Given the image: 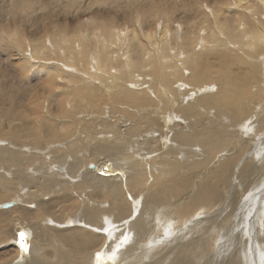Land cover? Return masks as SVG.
<instances>
[{
    "label": "bare ground",
    "instance_id": "obj_1",
    "mask_svg": "<svg viewBox=\"0 0 264 264\" xmlns=\"http://www.w3.org/2000/svg\"><path fill=\"white\" fill-rule=\"evenodd\" d=\"M36 1H45L46 2L48 0H0V20L3 19V18H6V19H19V17L23 16L24 14H28L30 7L32 8V12L33 13L38 12L37 5H39V4H36ZM87 1L94 2V0H87ZM153 1H154V4H155L156 1H158V3H159L160 1H164V0H109V1L106 0L105 2H103V0H102V2L104 4L105 3H107V4L109 3L108 5H110L113 8V10H115L117 12L116 14H119V13L120 14L121 13H123V14H130L129 15L130 16L129 18L127 17L126 19H124V21H126V22L124 23L123 26L125 27L126 24H129V26L131 27V29L129 28L126 31V34H128V35H126V36L124 35L125 39L123 38V36H122L123 39H120V37H118V34H115V32H113V30H112L113 33H109L108 35H106V39L105 40L103 38V40H104L103 42L100 41L102 39H99V36L98 37L96 36V38L95 37L89 38L91 42H92V40H95L96 39V41H98V44H96V41H94L93 44L94 45L96 44L97 46L99 45L100 47H97V48H100V49L105 50L107 52V54L104 56L103 61L106 62V63H109V64H112V60L114 61V59H115V57L113 56V54H111V53H113L112 52V49H119L122 46H123V48L124 47L127 48L126 50L129 49L131 51V54H134L133 56H135V58L133 57L132 61L127 65L128 67L126 66L128 68V71L126 70V67L125 66H123L125 68V70L123 69V71L124 72H126V71L129 72V75L131 77H134L132 80L137 79L139 75L140 76H144V73H143L142 70L146 67L145 66V63H146L145 62V59L146 58L144 57L145 54L142 57V52L141 51L145 47V46H143V42L145 41V38H144L143 35L138 34V31L137 30H139V29L142 28L141 27V28L138 29V27H140L139 24L141 25V23H144L146 21H150V20H148L150 18V16H148V14H150L149 11L151 9L153 10V8L148 9L146 7L150 6V5L147 6V3L150 4ZM165 1H167V0H165ZM186 1L188 2V0H184L183 3H186ZM189 1H191V0H189ZM201 1L203 3L204 0H201ZM207 1H209V0H207ZM215 1H217V0H215ZM229 1H230L229 2L230 5H228V8L226 10L229 9V10H232V12L234 10L238 11V10H240L239 8H241L242 5H245L246 6V9H245V12L246 13L247 12L248 13H252L253 12V7L254 6L251 5L252 0H239V1L238 0H235L237 2H234V0H229ZM262 1H263V3H262V6L261 7H263V9H264V0H262ZM76 2H77V0H65L64 1V3L67 4V7H71ZM114 2H116V3H114ZM118 2H119V5L116 8V5L115 4H118ZM177 2H176V4H177ZM181 2H182V0H181ZM259 2H260V0H259ZM96 3L98 5V2H96ZM158 3H157V5H158ZM172 3L173 2H171V4ZM220 3H221V1H220ZM80 4H82V3L80 2ZM160 4H162V2ZM167 4H169V2ZM252 4H253V2H252ZM52 5H54V4H52ZM83 5H84V3H83ZM83 5H82V7H83ZM87 5H88V3H87ZM89 5H90V3H89ZM93 5H95V3ZM99 5H100V3H99ZM63 6H64V4H63ZM151 6H153V4ZM159 6H161V5H159ZM163 6L165 7L166 5L164 4ZM39 7H40V5H39ZM55 7H54V9H55ZM217 7L219 8V6H217ZM217 7H215L214 10H216ZM61 8H62V6H61ZM77 8L80 9L81 7L80 8L77 7ZM92 8H91V10H92ZM107 8H109V7L107 6ZM193 8H195V7H193ZM224 8H226V7H224ZM66 9L67 8H65V10ZM163 9H165V8H163ZM219 9H221L223 12L225 11L222 8H219ZM257 9L255 8L254 10L256 11ZM81 10H79V12H81ZM147 10H148V14H147ZM158 10H161V8L160 9L158 8ZM183 10L188 11V12H191V9L189 7H187V6H185V5L183 6ZM221 10L216 11V13H214V15H215L214 17L217 18V24H216V26L219 25L218 28H219L220 33L223 36V38H225L226 40L231 41V42H236V41L242 39L241 40L242 41V44L244 42H246V41L247 42H246L245 45H240V46L241 47L244 46L245 48H246V46L247 47L250 46L251 47V50H253L252 49L253 46L251 44H249V42L247 40L248 38L246 39V41L244 40L245 39L244 37L247 35V30H246L247 24L243 20H241L239 22L237 18H236L237 20H235V18L234 17H231L230 15H227L226 16V15L220 13L219 11H221ZM51 11H53V10H51ZM166 11H169V10H166ZM166 11H165V13H166ZM71 12L69 11V13H71ZM242 12H244V10ZM60 13H61V11H60ZM107 13H110V12H106V14ZM151 13H152V11H151ZM153 13H152V15H153ZM163 13H164V11H163ZM261 13L263 14L264 12H261ZM51 15H53V14H51ZM157 15H158V12H157ZM186 15H188V14H186ZM78 16H79V14H78ZM153 16H155V15H153ZM242 16H243V13H242ZM245 16H247V15H245ZM71 17H70V19H71ZM123 17H124V15H123ZM174 17H176V16H174ZM195 17L196 16H194L193 18L195 19ZM251 17H253V15ZM259 17H260V15H259ZM100 18H105V17H101L100 16ZM107 18L108 17H106V19ZM139 18H140L141 21L139 20ZM151 18H153V17H151ZM182 18L183 17H181V19ZM39 19H40V17H39ZM72 19H73V17H72ZM179 19H180V17H179ZM201 19H203V18H201ZM63 20H64V18H63ZM185 20H187V18ZM206 20H208V19H206ZM33 21H34V19H33ZM82 21H83V19H82ZM153 21H154V19H153ZM88 22H91V21H88ZM214 22H216V21H213V23ZM85 23H86V21L84 22V24ZM135 23L138 26L137 27V30L135 28V25H136ZM160 23H161V20H160ZM166 23H168V21ZM174 23H176V22H174ZM174 23H171V24L173 25ZM40 24L41 23L39 22V25ZM92 24L94 25V23H92ZM105 24L107 25V23H105ZM113 24H116L117 25V23H114V22H113ZM121 24H123V23H121ZM152 24H154V23H152ZM0 25H3V24L0 23ZM59 25H54V26L57 27ZM54 26L53 27L50 26V27L54 28ZM61 26H62V24H61ZM63 26H64V24H63ZM67 26H70V25L68 24ZM79 26H80V24H79ZM86 26H88V25L85 24V27ZM107 26H109V25H107ZM113 26H115V25H113ZM123 26H122V29H123ZM165 26H168V25H165ZM194 26H196V25H194ZM209 26L210 25H208V27ZM257 26H259V28L257 27L256 30H254L253 34L251 35L252 36L251 37V40H249V41H251V43L254 46L259 47L258 48V51H259L261 49H264V22L259 23V25L257 24ZM38 27L40 28V26H38ZM164 27L162 26V28H164ZM189 27H190V25H189ZM241 27H242V29H240ZM99 28L101 29V32H102V30H103L102 27H99ZM152 28H154V26H152ZM157 28H159V27H157ZM58 29H60V26L58 27ZM58 29H56V30H58ZM63 29H66V27L65 28H62V30ZM73 29H74V27H73ZM73 29H72V31L74 32ZM100 29H98V33H99V30ZM120 29H118V30H120ZM39 30H41V29H39ZM80 30H82V29H80ZM141 30H143V29H141ZM177 31H179V30H177V28H176V31L174 33H176ZM33 32H35V31H33ZM63 32H65V31H63ZM75 32H76V30H75ZM92 32H94V31H92ZM124 32H125V29H124ZM172 32H173V30H172ZM204 32H205V30H204V22H203V26L201 27V34L200 35H202ZM207 32H209V31H207ZM207 32H205V33H207ZM65 33H68V31L65 32ZM89 33H90V31H89ZM96 33L97 32H95L94 35H96ZM119 33H120V31H119ZM164 33L170 34L171 32L169 33V30H166V28H165V30H161V33L160 34H162V37H163ZM181 33H183L182 36L180 35L181 39H178V43H180V45H178V48L176 46V48L179 50V52H181L183 54V58H182V60H179V61H176V59H174V60L176 61V63L177 62L183 63L188 68L189 67L191 68L194 65H195V67H197L195 69V73H194L195 76H192L191 77L192 72L190 73V79H192V83L193 84H201L204 81H207L209 79L211 80V71L214 70V68H216L218 66V63L215 62L213 64V63H211L209 61V64H208L207 62H203L202 61V58H203L202 57V54H203V51L204 52H205V50L206 51L207 50L209 51L210 49L212 51L213 50L214 51H219V48H222V45L224 44L223 41L220 38H218V37H216L214 35H211V33L209 32L208 35L206 36V40H205L206 43H204L205 44V46H204L205 48L202 46L203 49L202 50H199V48L197 47V41L200 38L196 41V39H195L196 35H195V37H193V33L194 32L191 29L188 30L185 33L184 32H181ZM196 33H197V31L195 32V34ZM205 33L203 34L204 36H205ZM220 33H218V34H220ZM40 34H41V32H40ZM76 34H77V32H76ZM81 34H82V38H85V37H83L85 34H83V32ZM81 34H79V35H81ZM27 35H29V34H27ZM27 35H25V36H27ZM37 35H39V33ZM69 35L71 36V34H69ZM21 36H22V33H21ZM75 36L73 35V37H75ZM77 36H76V38H77ZM128 36H129V38H127ZM147 36L148 37H151L152 36L153 38H155V41H154L155 42V45H157L158 43L159 44H162V43H160L162 38H161V36H158L157 33L156 34H152V32H150L149 30H147ZM175 36H176V34H175ZM32 37H33V35H32ZM32 37H31V39H32ZM64 37H66V34L64 35ZM64 37H62L61 39H58L57 43L55 42L52 45H48L47 42L46 43H42V44H38V43H35V45L33 44L34 47H32V48L34 49L33 50L34 52L31 49V52L34 53L33 56H36L37 57V54L40 53L39 56L45 55L44 58L46 60L47 59L48 60L49 59L51 60V57H54V56L56 57V55L58 57V55L59 56L61 55V57H63L64 59H68L71 62L70 65H71L72 68H78L76 66V64H77L76 63V61H77L76 58L77 57L74 58L72 55L68 57L65 54V52H63V54H60V52H62L63 49L64 50H67L68 47H69V44H71V42L67 41V39L65 40ZM200 37H202V36H200ZM4 38H5V36H4ZM23 38L24 37H22V39ZM93 38H95V39H93ZM171 38L174 39V37H171ZM12 39H14V41H16L13 36H12ZM68 39H69V36H68ZM89 39L87 40V38H86L85 41L87 40V42H88ZM204 39L205 38H203V39L201 38L200 40H203L204 41ZM9 40L11 41L10 38H9ZM168 40H170V39L168 38ZM241 41H239L238 43L241 44L240 43ZM33 42H36V39ZM7 43H8V41H7ZM169 43H170V41H169ZM169 43H166V44L168 45ZM171 43L173 44V42H171ZM10 44H12V43H10ZM87 44L88 43H84V45H87ZM89 44L86 46V48H90L89 46H91V45H89ZM7 45H6V47H7ZM201 45H200V47H201ZM25 46H28V45H25ZM51 46H53V47H51ZM160 46H162V45H160ZM72 47L73 48L75 47L76 50L79 49L80 50V53H82V50L83 49L84 50L86 49V48H84L85 46L84 47L82 46V39L81 40L79 39V40L73 42L70 45V48H72ZM166 47L170 48L169 45L166 46ZM27 48H30V47H27ZM97 48H93V50L97 54L93 58L94 61H92V65H90V63H89L87 65H84V67L81 66V67H83L82 68V71L76 70L75 72L77 74L79 73L80 76H81V74L84 77L86 75L87 78L93 79L95 81H97V80L100 81L104 77L105 80L104 79L103 80L104 81H107L108 83H109V81L106 80V78L108 76H110L109 74H111V76L113 77V82H114V85H115L114 86L115 89L113 88L114 89L113 92L107 90L110 94L108 95V93H107L106 95H108L109 97H112V98L114 97L116 102H117V100H118V102H120V101L122 102V101L126 100V98H127L126 94H129V93L131 94V92L132 93H136V91L133 92L132 90H130L131 88L130 89H127L126 87L125 88L127 90H129V91H126L125 90L124 92H120L121 90L120 91L117 90V88L120 89L119 87H122V86L124 88V84H125V82H123V83L120 82L121 84L119 86L115 84L116 82L119 83V80L120 81L122 80V78L121 79H118V77L120 76V71L118 73L119 74L118 76H117V74L113 76L111 72L105 73V76L106 77L103 75L102 69H105V68L104 67L102 68L101 62L99 61V57L98 56H100L101 50L98 51ZM157 49H159V47ZM174 49L175 48L173 47V50ZM76 50L74 49V51H76ZM238 50H239V48H238ZM248 50L249 49H247L246 51H248ZM19 51H18V53H19ZM26 51L27 50H24V52H26ZM41 51H44V53H41ZM71 52H73V51H71ZM71 52H70V54H72ZM89 52H90V50H89ZM224 52L227 55L229 54V53H226L227 52L226 50ZM244 52H243V55H244ZM255 52H256V50H255ZM143 53H145V52H143ZM150 53H152V52H150ZM220 53H221V51H220ZM87 54H88V52H87ZM118 54H119V52H118ZM160 54L162 55L161 56L162 57L161 59H165V60H163V63L166 62L162 66L164 69L162 67H159V68L154 67V66L152 68L149 67V68H151V70L149 69L150 70V73H152V74L153 73L154 74H159V72H162L163 73V72L166 71V72H168L167 74L170 75V76L172 74H174L175 76L176 75L177 76H180L179 75L180 73H179V70H178L180 67L178 68L177 66H173V67L168 68L169 62H171V64H174V65H176V63L174 62L173 58H171V60L168 59L169 58V55L168 56H164L165 54H167V50H166L165 54H163V51L162 52L160 51ZM160 54L158 52V55H160ZM254 54H257V53H254ZM68 55H69V53H68ZM82 55H84V54L82 53ZM227 55L226 56L225 55H222V54L219 55V58H220L221 62H223V63H226L227 62V60H228L227 59ZM246 55H247V53H246ZM257 55H259V54H257ZM17 56H18V54H17ZM33 56H31V57H33ZM125 56H126V59H128V61H129V57H127L126 54H125ZM153 56H155V55H153ZM206 56H208V55H206ZM78 57H80V55H78ZM109 57L112 59L111 61H109ZM149 57H150V55H149ZM22 58L24 59V57H22ZM117 58L118 57L116 56V59ZM130 58H131V56H130ZM212 58H215V57H212ZM212 58L209 57V60H211ZM55 59H57V58H55ZM55 59H53V60H55ZM80 59H82V58L80 57ZM50 60L48 62H50ZM151 60H152V58H151ZM151 60H149V61H151ZM251 60H253V59L250 58L249 61H251ZM23 61L26 62L27 64L29 62V61L27 62L25 60H23ZM36 61H37V59H36ZM147 61H148V59H147ZM15 62H17V61H15ZM255 62L256 61L251 62V63H254V64H252L251 65L252 67H249V69L247 71H245L247 74H249V76L245 75V72L244 71H241V72L239 71V72H236L235 73V72L230 71L227 68H223L222 73H218L217 74V79H218V82H219V90H218V92L215 93V95H212V96H209L208 95V96L203 97L204 100L202 99L203 100L202 101V104L203 105H206L208 107L214 108V111L217 110V111H220L221 112L222 110L226 109V113H232V111H233L234 116H236V115L237 116H240V117L248 116L251 113V112L249 113V111H251V110H247L248 107H245L244 105L241 104V99L242 98L244 99V98H247L248 97V98H250L248 100H250V101L253 100V101H255L256 104L259 102L260 99H262V100L264 99V82H263L264 80L261 79V78H258L259 76H263L264 77V57L261 58L260 60H258L256 63ZM55 63H57V61H55ZM66 63L67 62H65V64ZM232 63L241 64V61L238 58H234V59L229 60V62L226 64V66L232 65ZM31 65L34 66L33 63ZM59 65L60 64L58 63L57 66H59ZM41 66H43V64ZM120 66H122V65H120ZM178 66H180V65H178ZM234 66H235V64H234ZM64 67H65V65H64ZM24 68H26V67H24ZM62 68H63V66H62ZM147 68L148 67H146V69ZM51 69L57 71L58 70V67H56V66L53 65V67H51ZM111 69H113V68H111ZM146 69H144V70L146 71ZM108 70H109V68H108ZM64 71H66V70L64 69ZM64 71L62 69V72H64ZM117 71H118V69H117ZM136 71H138V72L136 73ZM170 71H172V72H170ZM57 72L59 73V71H57ZM98 73L99 74L101 73V75H99ZM175 76H173L174 77L173 80L174 79L176 80ZM54 77H56V76H53V78ZM84 77H82V78L84 80H86ZM187 77L189 78V76H187ZM41 78H42V76H41ZM59 78L61 79L60 76H59ZM44 79H45V77H44ZM51 79H52V77L50 78V81H49L50 83H52L51 82ZM110 79H111V77L109 78V80ZM253 79H256V80L258 79L259 80V81L257 80L258 82H256V84L253 83V84H255V87L257 86V88H255V89L253 87H251V86H254L252 84V82H251ZM145 80H146V78H145ZM167 80H169V79H167ZM183 80H181V81H183ZM24 81H25V79H24ZM86 82H88V81H86ZM138 82H142V81H139L138 80ZM173 82H175V81H170L171 85L170 86L168 85L167 86V89L166 88H163V87H160L159 88V85L158 84H166V82L164 80L160 79V77L156 76V80L153 82V87L155 89H153V87H151V88L155 92L158 91L157 93H160V95L163 96L164 98L166 97L170 102L176 103L175 96H172L171 95L173 93L172 92L173 90H171V88H172V86L174 84ZM186 82H188V80ZM143 83H145V82H143ZM60 84H62V83H60ZM129 84H130V82H129ZM64 85H65V83H64ZM150 85H152V84H150ZM7 86L8 85H6V84H2L1 85V87L2 88H5V89H7ZM49 86H50V84H49ZM85 87H86V89H88L87 86H85ZM101 88H102V86H101ZM151 88L148 87V89H150V90H151ZM203 88L204 87H201V88L198 89V91L201 90L199 92L200 96L202 94L206 93V92L207 93L209 92V91H207L206 89H203ZM216 88H218V87L216 86ZM251 88L254 89V91L252 90L253 92H251L249 94V92L251 91L250 90ZM176 89L177 88L174 89V92L177 91ZM190 89H191V87H190ZM69 90H67V91H69ZM67 91H65V92H67ZM101 91H103V90H101ZM104 91H103V93H105ZM178 91H179V89H178ZM71 92H73V91H71ZM97 92H99V91H97ZM88 93H89V91H88ZM92 93H93V91H92ZM142 93H145V92L143 91ZM180 93H182V92L180 91ZM6 94L8 95V93H6ZM10 94H12V93H10ZM54 95L55 94H53V97H54ZM101 95H102V93H101ZM54 98L58 100V98H56V97H54ZM112 98H110V100H112ZM199 98L201 99V97H199ZM21 99H22V97H21ZM39 100L41 101V99H39ZM86 100H87V98H86ZM91 100L94 101L93 99H91ZM157 100H158V98H157ZM53 101H56V100H53ZM70 101H71V99H70ZM159 101H158V105L160 106L161 104H159ZM107 102L109 103L108 100H107ZM252 102H251V104H252ZM71 103H72V107H73L74 106L73 104H75V102L74 103L73 102H70V104ZM76 103H77V101H76ZM165 103H167V102H165ZM242 103H244V100H243ZM248 103H249V101H248ZM255 103L253 102L254 105H255ZM2 104H5V103H2ZM51 104H52V102H51ZM51 104H50V106L53 105V104L52 105ZM57 104H59V103H57ZM154 104H155V102H154ZM202 104H201V107H202ZM169 105L171 106V104H169ZM257 105H259V104H257ZM108 106L110 107V105H108ZM72 107H71V109H72ZM205 107H203V108H205ZM249 107H250V105H249ZM74 108L72 109L73 111H74ZM125 108H122V109H125ZM228 108L232 109V111L230 109H228ZM160 109H158V110H160ZM168 109H169V107H168ZM254 109H256V108H254ZM258 109H259V107H258ZM261 109H262V107H261ZM30 110H28V111H30ZM41 110H43V109H41ZM57 110H58V108H57ZM60 110H61V112L59 114L63 117L64 116V114L62 112L63 108L60 109ZM96 110H97V108H96ZM154 110H151L150 109V110L147 111L148 116H150V118L156 112V111L154 112ZM86 111L89 112L88 110H86ZM183 111H185V110H183ZM32 112L34 113V111H32ZM191 112H193V109H191ZM252 113H253V111H252ZM254 113H256V112H254ZM37 114H38V112H37ZM73 114H75V113H73ZM94 114H96V113H94ZM120 114H122V112ZM199 114L200 113H198V116H199ZM65 115H66V112H65ZM111 115H112V113H111ZM193 115L194 114H192V116ZM39 116H41V115H39ZM44 117H45V120H47V121H45V120L42 119ZM44 117H40L42 119V121H45L42 124V126H43V129H42L43 130V137L45 138V140L47 141V143H53L52 145H55L56 146V147H53L52 148L53 149L52 151L48 152V154H50L51 152L53 153V152L58 151V150H56V148H58L60 146L61 142L65 139L63 133L66 130V125L67 124L65 125V122H67V119L66 118L64 120L60 119L61 122L58 121L60 123H55L54 121H52L54 119L53 115H52V117H53L52 120H51V117H50V120H48V118L46 116H44ZM69 117H67V118H69ZM154 117L155 116H153V118ZM156 117H157V120H158L157 122H159V123H167V122L169 123V120L168 119L170 117L166 116L161 111H158L157 112ZM210 117H212V116H210ZM40 118H39V121H40ZM162 118H164V119H162ZM188 118H190V117H188ZM255 118H257V117H255ZM103 119H106V118H103ZM107 119H108V117H107ZM3 120H5V119H3ZM31 120H33V119H31ZM75 120H76V118H75ZM212 120H213V118H212ZM72 121H73V119H72ZM196 121H195V123H196ZM230 121L231 120H229V122ZM75 122H77V121H75ZM81 122H80V124H82ZM105 122L107 123L108 121H105ZM216 122H217V120H216ZM3 123L5 124V122H3ZM6 123H8V122H6ZM33 123H36V122H33ZM93 123H97V121L95 122L93 120ZM137 123H139V121ZM141 123L142 122L139 123V129H140V126L145 127V124H146V123H142V125H141ZM195 123H193V124H195ZM263 123H264V121H263ZM71 124H72V122L70 123V125ZM91 124H92V122H91ZM97 124H99V123H97ZM109 124H110V122H109ZM174 124H175V122H174ZM93 125H95V124H93ZM149 125H150V123H149ZM203 125H205V123ZM212 125H214V124H212ZM261 125H262V122H261ZM21 126L22 125H20V127ZM34 126H33V128H34ZM86 126H87V124H86ZM101 126H103V125H101ZM108 126H111V125H108ZM258 126H260V124ZM57 127H59V130L58 131H61L62 132L61 135H60L62 137H59V141L58 142H56V136H58V134H57ZM92 127H94V126H92ZM103 127H104V129H100V131L108 130L107 129L108 128L107 126H103ZM129 127H128V129H129ZM182 127L183 126H179V125L174 126V125H171L170 124V127L168 128V131L167 132H164V134L167 137L168 136V133L170 132V130H172V129L179 130ZM2 128H4V126H2ZM35 128H37V125H36ZM161 128H163V127H161ZM191 128H190V130H191ZM6 129H8V128H6ZM116 129L115 130L111 129L108 133H106L107 138L111 137L110 140H109V142H107L108 141L107 139L98 141V144L97 145L95 144L96 146L94 148H92L93 150L91 149L92 150V153H91V157L92 158L97 159L100 156H106V158L111 159L110 162H114L115 161L114 163H112V166L106 164V163H108V161H109L108 160L107 162H105L103 164L98 163L99 165H97L96 167H95V165H91V166L88 165L89 166L88 167L89 170H87V171H85L84 168L82 170H80V168L82 167L83 161H82V159L80 157L81 155H79L78 153H79V151L81 152V150H83V149L81 147V150H79L80 149V147L78 146L79 143L76 142L77 143L76 144L75 142H73V146H76V148L73 147V150H72L73 151L74 160H72V158H71L72 161L70 160L69 161L70 164H67L68 171H67V173H65L64 176L61 175L62 174L61 173V170L59 172H57L56 174H54L53 172H52L53 174H40V175H37V176L31 175L30 173H27L26 174V172H28L27 169L29 168V166L31 164H33L34 160L37 157L35 156L36 157L35 158L33 156H29L28 154H26V151L25 152L24 151H20L16 147H21V146L28 145V146H31L32 149H36V148H40V147L45 148L46 146L44 147L45 144L41 140V135L39 133H37L38 131L37 132L36 131H32V132H29V133L28 132L25 133V131L20 130V132H18V133H14V134L12 133L13 135L12 134L11 135H7L9 133H7L5 131V135L2 134V137H4V138H6V137L12 138L14 140L13 142H16V146H12L10 144V146L8 145V146L0 147V165L5 166L6 168H9V167L12 168L13 167L14 169H17V170L11 176V180H9V178L6 179L3 176V174L2 175L0 174V202H4V201H7V200L12 199V198L15 199V197H16V199L19 202L18 201H13L14 200L13 199L12 200L13 202L12 201H9V202H12L13 203V206L12 207H10L8 209H4L2 207L3 205L0 207V262H3L4 264H107V263H110V264H138V263H140L142 261V259L144 260L145 257H147L148 255H151L153 253L151 250L150 251L149 250H145L146 249L145 248V241L147 240L146 239V236L147 235L148 236L150 235V236H153V237L155 236L156 224L154 225V221L156 219L158 220V219H161L162 217H164L163 216L164 213L159 212V209H165V207L168 206V209L167 210L168 211L170 210V211L175 212L176 215H178V217H180V216L181 217H191V215L193 213H195V211L198 208H201V209H204V210H206V209L209 210V209H211V208H213L215 206H218L219 207V205H221V204H223L225 202L224 203L225 206L219 211V213L215 214V215L219 216L218 218H220V219H221L222 216H224V220L219 221V222H214L215 224L218 225L217 226V232H218L219 238H216L215 239L214 232L207 231L205 236H202L200 238L198 237L199 239H197V241H194V243H193V242L189 241V238H192V237H189V236H190L191 233H193L198 228L199 223L195 222V223H193L192 226H188L187 223H186L187 221L186 222L183 221V224L185 222L187 226H185V224H184V226H185L184 229H178L179 227H175L174 225H172L173 224V221L171 222L170 227L168 226L169 231L165 234L164 237L167 238V241L166 242H168L169 240L171 242H173V243L174 242H177L176 245H178L180 248H183L182 255L184 256L183 258H181L180 260L174 262L173 264H249V262H252L253 264H254V262L255 263H258V264H264V186H263L262 190L260 191V193H255V192H253V193L249 192L247 194L245 193L252 186V184H254V182H252V181L254 180L253 179V176H254V174L256 172H252L251 173L252 179L250 178L248 172H245V183H249V184H248L247 188L244 189L243 192L236 191V189L238 188V184L237 183H239L240 185H242L244 183L243 180L239 179L236 176H232L231 175V171L234 169L235 164H236V156H234V155L227 156L226 159L218 167H215L214 166L215 168H213L212 166H210L211 163H210V165L209 164L207 165V168H205L206 167V164L205 163L201 162L199 164L194 159H192V160H194L196 163L195 162H191L192 164H190V163L189 164L188 163L185 164L186 161L185 162L183 160L179 161L180 159L178 157L179 156L185 157L186 154L183 155L180 152L177 153V150L176 151H171V149H169L167 151V153L164 154L163 157H160L159 156V157H153L152 159H150V157H151L150 155L153 154V153H150V151H151L150 148L153 147V145L156 142H154L153 140H151V138L149 139V137H146V136H145L146 138L143 137L144 135H142V133L137 134V131L136 132H132L131 131V128H130V130H127L126 129L124 132H123V130L120 132L119 131L120 129L119 130H116ZM148 129L146 127H145V129L142 128V131H144L143 134L145 133L147 135L148 132L150 131V129H149V131H148ZM214 129H216V128H212V129L207 128V130H203L202 129V131L199 129L200 130V134H199V137L197 136L198 137V142H199V144L202 146V148L204 150L212 153V152H216V151L220 150L222 146L230 147V145L231 146L233 145V140L235 141V136L233 134H230V136L227 137V139L224 142H222L221 141V137L225 136L224 133L222 135H220V133H219L220 130L217 131L218 129L217 130H214ZM159 130H160V132H159L160 135H162L163 132H161V129H159ZM165 130H163V131H165ZM193 130H195V129H193ZM95 131H96V129H95ZM195 131H192V132H195ZM228 131H230V130H228ZM96 132H99V130L96 131ZM152 132H150V133L152 134ZM192 132L186 134V133H182V132L178 131V132H176V134L174 135L173 138H174V140H176L178 142L179 145H182V146H186V145H189V144L191 145V144H194L193 143L194 137L191 136V135H189V134H192ZM1 133H2V131H1ZM172 133H173V131H172ZM85 134H87V133H85ZM88 134H90V133L88 132ZM93 134H94V132H93ZM26 135H27V137H26ZM98 135H99V133H98ZM154 135H156V134L153 133V136ZM258 135H256V137L254 139L256 141H257V139H259V142H258L257 145L254 146L253 151H251L249 149V144L252 143V142L251 141H248V140L247 141H243L244 146L241 149V153L244 154L243 156H245V158L247 160V163L252 161V159H250V158L255 157V156H259V155H261L264 152V134H258ZM85 136H87V135H85ZM135 137H139V139H140L139 144L140 145L139 144H135V147L134 148L131 147V146H128L127 144H130L129 141L132 140ZM87 138H88V140L89 139H92V138H90V135ZM84 140H85V138H84ZM160 140H161V138H160ZM195 140L197 142V139H195ZM88 142L90 143L91 141L89 140ZM93 142H94V139H93ZM196 142H195V144H196ZM131 143H133V142H131ZM147 143H149L147 146L150 147L149 148L150 151H145V150H148V147H147V149L145 148V146H146L145 144H147ZM84 144H86V143H84ZM141 144H144L145 146L143 147V145L141 146ZM90 145H91V143H90ZM190 145H189V147H190ZM136 147H138V149H136V151L139 150V147H140V149L141 148L142 149L144 148L145 150H143L142 152H139L138 151L139 154L140 153H142V154L137 155V153L135 154L136 151H134V149ZM158 147H162L161 149H162L163 152L166 151V150H164L165 149L164 148V144H160ZM49 148H50V146H49ZM125 148L127 149V152H128L127 153V156L124 153ZM194 148H198V147L195 146ZM58 149H60V148H58ZM61 149H62V147H61ZM189 149H191V148H189ZM130 150H133L134 152L133 151H130ZM156 150H157V148H156ZM191 151H192V149H191ZM66 152H67V150H66ZM84 152H85V150H84ZM148 152H149V154H147ZM238 152H240V151H238ZM58 153H59V151H58ZM187 153H189V151ZM62 154H64V153H62ZM69 154H70V152H69ZM83 154H85V153H83ZM145 154L149 155L150 157L149 158L148 157L145 158V156H146ZM155 154H160V152L155 153ZM187 156H188V154H187ZM130 157H132V158L130 159ZM61 158H58V156H56V157L52 158V160L55 159L54 162L56 161V162H58V165H61V162L63 160V157L61 156ZM66 158H67V156H66ZM84 158H85V156H84ZM92 158L88 157V159H91V160H92ZM116 158H117L118 161L116 160ZM147 158L150 159V162L151 163L148 162V160H145ZM121 159H123L124 162H119ZM182 159L185 160V158H182ZM147 162L150 164V165H148L149 167L151 166V164H153V166H152L153 168H146L145 169V166H146L145 163H147ZM51 163H52V161L49 164H51ZM193 163H195V164H193ZM247 163H246V165H247ZM159 165H160V168H159ZM226 165H227V167H226ZM51 166H53V165L51 164ZM109 166H110V168H109ZM104 167H105V173L107 175H109V176H112V177L106 178V177H103L102 176V173L104 172ZM60 168H61V166H60ZM254 168L257 171H262V170L264 171V166H262L260 168L259 167L258 168L257 167H254ZM157 169H158V171H157ZM12 171H14V170H12ZM155 171L157 173L153 177L151 175V173H155ZM239 180H241V181L239 182ZM226 186H228V187L225 188ZM234 186H236V188H234ZM228 190H231V191H229V194L227 192ZM18 191H20L21 194H19L20 192L18 193ZM224 193H225V196H224ZM244 196H245V198L247 200L245 202H243L242 205H240V203L242 201V197H244ZM45 197H46V200H45ZM257 198L259 200L258 201H255ZM251 199H255L253 201L254 203H250L249 200H251ZM217 203H220V204L216 205ZM219 208H221V207H219ZM59 214H60V216L61 215H64L65 216V218H64L65 220L64 219H61V217H59ZM235 214H237V216L234 218V221L231 222V219H232V217ZM66 217H68V219ZM206 221L210 224L209 218L206 220V218L204 217V223H206ZM177 222H178V220H177ZM179 223H180V221H179ZM177 225L178 224H176V226ZM151 228H153V230L151 232H149V230H151ZM20 232H24L28 236L27 243L29 245V250L27 252H23L21 250L20 246H19V243H18V240H19L18 233H20ZM174 232L176 233V235L174 234ZM160 235H161V232H160ZM185 237H186V239H185ZM159 238L161 239L163 237H159ZM249 238H252V241H249ZM153 239H155V238H153ZM216 241H217V244H216ZM156 246L158 247L157 244H156ZM165 246L167 247V245H165ZM170 246H172V245H170ZM185 246H188V250L187 251H185ZM157 247H155V248H157ZM157 249H159V248H157ZM161 249L164 250L165 248L164 249L163 248H160L159 251ZM167 249H168V247H167ZM179 250L180 249H178V251ZM156 252H157V250H156ZM97 253H101L102 254L100 259H97ZM113 253H114V256H113ZM159 253H161V252H159ZM12 255H14V256L12 257ZM20 255H21V257H19ZM154 255H155V253H154ZM157 255H158V253H157ZM157 255H156V257H157ZM170 255H173V254H170ZM164 259H166V258H164V256H163V258H161V261H163ZM155 260H156V258H155ZM169 260H171V259H169Z\"/></svg>",
    "mask_w": 264,
    "mask_h": 264
},
{
    "label": "rangeland",
    "instance_id": "obj_2",
    "mask_svg": "<svg viewBox=\"0 0 264 264\" xmlns=\"http://www.w3.org/2000/svg\"><path fill=\"white\" fill-rule=\"evenodd\" d=\"M64 1L65 0H48V1H36V4H39L40 5V7H39V5H37V7H38V12H36V13H33L32 12V8L30 7L29 8V12H28V14H24L23 16H21V17H19V19H6V18H3V19H1L0 20V23L1 24H3V25H0V87H1V85L2 84H6V85H8L7 86V89H5V88H0V119L2 120H0V133H1V131H2V133L0 134V147H3V146H10V144L12 145V146H16V142H13L14 140L12 139V138H9V137H6V138H4V137H2V134H4L5 135V131L7 132V133H9V134H7V135H11L12 133L14 134V133H18V132H20V130H22V131H25V133H29V132H32V131H38L37 133H39L40 135H41V140H42V142L45 144L44 145V147L45 148H43V147H40V148H36V149H32V147L31 146H28V145H25V146H21V147H16L18 150H20V151H26V154H28L29 156H33V157H35L36 159L34 160V162H33V164H31L30 166H29V168L27 169V171L28 172H26V174L27 173H30L31 175H34V176H37V175H40V174H56L57 172H59L60 170H61V175H65V173H67V171H68V168H67V164H70V160H71V158H72V160H74V157H73V147H75L76 148V146H73V142H77V143H79L78 144V146L80 147V149L79 150H81V147H82V149L83 150H81V152L79 151V155H81L80 157H81V159H82V161H83V163H82V167L80 168V170H82L83 168H84V170L85 171H87V170H89V166H91V165H95V167L97 166V165H99L98 163H100V164H103V163H105V162H107L108 160V163H106V164H108V165H111L112 166V163H114V162H110V160L111 159H108V158H106V156H100V157H98L97 159H94V158H92L91 157V153H92V148H94L97 144H98V141H101V140H104V139H107L108 141L107 142H109V140H110V138L111 137H109V138H107V136H106V133H108L111 129H113V130H115L116 128V130H119L120 132L123 130V132L127 129V130H130V128H131V131L132 132H136L137 131V134H139V133H142V135H144L143 137H149V139L151 138V140H153L154 142H156L154 145H153V147H148L147 145L149 144V143H147V144H141V146L143 145V147L145 146V148L147 149V147H148V150H145L144 148L141 150L140 149V147H139V152H142L143 150H145V151H150V149H151V151H150V153H153V154H151L150 156L149 155H147V154H149V152L147 153V154H145L146 156H145V158L146 157H150V159H152L153 157H163L164 156V154H166L167 153V151L169 150V149H171V151H176L177 150V153H181V154H183V155H185L186 154V156L185 157H182V156H179L178 158L180 159L179 161H181V160H183L184 162H185V164H192L191 162H198L199 164L201 163V162H203V163H205L206 164V167L205 168H207V165L209 164L210 165V163H211V165L210 166H212L213 168H215V167H218L225 159H226V157L227 156H230V155H234V156H236V164H235V167H234V169L231 171V175L232 176H236V177H238L239 179H241V180H243L244 181V183L242 184V185H240L239 183H237L238 184V188L236 189V191H240V192H243L244 191V189L245 188H247V186H248V184L249 183H245V172H248V174H249V176H250V178L252 179V176H251V173L252 172H256L255 174H254V176H253V181L252 182H254V184H252V186L248 189V191L247 192H245L246 194L247 193H249V192H251V193H253V192H255V193H260V191L262 190V188H263V186H264V171L262 170V171H257L254 167H262V166H264V152L261 154V155H259V156H255V157H252V158H250V159H252V161L251 162H248L247 163V160H246V158H245V156H243L244 154H242L241 153V149H242V147L244 146V143H243V141H251L252 143H250L249 144V149L251 150V151H253V148H254V146L255 145H257L258 144V142H259V139H257V141L254 139L255 137H256V135H258V134H264V123H263V121H264V99L262 100V99H260L259 100V102L257 103V104H259V105H257L256 103H255V101H253V100H248V99H250V98H242L241 99V104L242 105H244L245 107H248V109L247 110H251V111H249V113L251 114H249L248 116H243V117H240V116H234V113H233V111H232V109H230V108H228V109H230L231 111H232V113H226V109H224V110H222L221 112L220 111H217L216 109V111H214V108H211V107H208V106H206V105H203L202 104V101L204 100L203 99V97H205V96H212V95H215V93H217L218 92V90H219V82H218V79H217V74L218 73H222V71H223V68H227V69H229L230 71H232V72H241V71H247L248 69H249V67H252L251 65L252 64H254V63H251V62H254V61H258V60H260L261 58H263L264 57V49H261V50H259L258 51V48L259 47H257V46H254L252 43H251V41H249V40H251V35L253 34V32H254V30H256V28L258 27L259 28V26H257V24L259 25V23H261V22H264V13L262 14L261 12H264V9H263V7H261L262 6V3H263V1L262 0H260V2H259V0H252V2H253V4H252V2H251V5L252 6H254L253 7V12L252 13H246L245 12V9H246V6L245 5H242L241 6V8H239L240 10H238V11H236V10H234L233 12H232V10H226L227 8H228V5H230L229 4V0H217V1H215V0H209V1H207V0H204L203 1V3H202V1L201 0H191V1H189L188 0V2L186 1V3H183L184 2V0H182V2H181V0H167V1H160L159 3H158V1H156L155 2V4H154V1L153 2H151L150 4L149 3H147V6L148 5H150V6H148V7H146V8H148V9H151V8H153V10L151 9L150 11H149V13L151 14H148V10H147V14H148V16H150V18L151 17H153V18H149L148 20H150V21H146V22H144V23H141V25L139 24V26L140 27H138L137 26V24L135 25V28H136V30H137V27H138V29L139 28H141V29H143V30H141V29H139V30H137L138 31V34H140V35H143L144 36V38H145V41L143 42V46H145L143 49H142V57L144 56V54H145V66L146 67H148L147 69H146V67L144 68V69H146V71L143 69L142 71H143V73H144V76H138V78L137 79H134V80H132L134 77H131L130 75H129V72H127L128 71V64L132 61V59H133V57L135 58V56H133L134 54H131V51L128 49V50H126L127 48H123V46L121 47V48H119V49H112V52L113 53H111V54H113V56L115 57V59H114V61L109 57V61H111L112 60V64H109V63H106V62H104L103 61V59H104V56L107 54V52L105 51V50H102V49H100V48H97V47H100L99 45L97 46L96 44H98V41H96V36L98 37L99 36V39H102V40H100V41H104L105 39H106V35H108L109 33H113V32H115V34H118V37H120V39H125V37H124V35L126 36V35H128V34H126V31L130 28L131 29V27L129 26V24H126L125 25V27L123 26L124 25V23L126 22V21H124V19H126L127 17L129 18L130 16V14H123V13H119V14H116L117 12L115 11V10H113V8L110 6V5H108L107 3H103V2H105L106 0H103V2H102V0H94V2H92V1H87V0H77V2L74 4V5H72L71 7H67V4H65L64 3ZM109 1V0H108ZM178 1V2H177ZM180 1V2H179ZM201 1V2H200ZM220 1H221V3H220ZM239 1V0H238ZM262 1V2H261ZM80 2L82 3V4H80ZM88 3V5H87V3ZM96 2H98V5H99V3H100V5L98 6L97 5V3ZM102 2V3H101ZM162 2V4H160ZM169 2V4H167ZM171 2H173L172 4H171ZM176 2H177V4H176ZM218 2V3H217ZM234 2H237V1H235L234 0ZM257 2V3H256ZM54 4V5H52V4ZM83 3H84V5H83ZM89 3H90V5H89ZM95 3V5H93ZM114 3H116V2H114ZM157 3H158V5H157ZM256 3V4H255ZM260 3V4H259ZM63 4H64V6H63ZM86 4V5H85ZM104 4V5H103ZM153 4V6H151ZM166 5L165 7L163 6V5ZM197 4V5H196ZM202 4V5H201ZM215 4V5H214ZM218 4V5H217ZM227 4V5H226ZM51 5V6H50ZM82 5H83V7H82ZM92 5V6H91ZM116 5V8L118 7V5H119V2H118V4H115ZM155 5V6H154ZM159 5H161V6H159ZM187 6V7H189L190 9H191V12H188V11H185V10H183V6ZM213 5V6H212ZM250 5V4H249ZM248 5V6H249ZM36 6V5H35ZM34 6V7H35ZM47 6V7H46ZM56 6V7H55ZM61 6H62V8H61ZM81 7L80 9H78L77 7ZM85 6V7H84ZM94 6V7H93ZM96 6V7H95ZM106 6V7H105ZM107 6L109 7V8H107ZM168 6V7H167ZM171 6V7H170ZM197 6V7H196ZM202 8H201V7ZM217 6H219V8H222L223 10H225L224 12L221 10V9H219ZM53 7V8H52ZM54 7H55V9H54ZM93 7V8H92ZM111 7V8H110ZM193 7H195V8H193ZM215 7H217L216 8V10H214L215 9ZM224 7H226V8H224ZM58 8V9H57ZM65 8H67L66 10H65ZM85 8V9H84ZM90 8V9H89ZM91 8H92V10H91ZM107 8V9H106ZM158 8L160 9L161 8V10H158ZM163 8H165V9H163ZM168 8V9H167ZM257 9L256 11L254 10V9ZM74 9V10H73ZM83 11H82V10ZM88 9V10H87ZM95 9V10H94ZM178 9V10H177ZM51 10H53V11H51ZM65 10V11H64ZM79 10H81V12H79ZM91 10V11H90ZM166 10H169V11H166ZM218 10H221V11H219L220 13H222V14H224V15H230L231 17H234L235 18V20H237L238 19V21L240 22L241 20H243L246 24H247V26H246V30H247V35L243 38L245 41H246V39L248 40V42H249V44H251L252 46H253V50H251V47L249 46V47H247L246 46V48L243 46V47H241L240 45H245L246 44V42H244L243 44H242V39L241 40H238V41H236V42H231V41H228V40H226L225 38H223V36L221 35V33H220V30H219V28H218V26L219 25H217L216 26V24H217V18H215L214 16V13H216V11H218ZM244 10V12H242ZM57 11V12H56ZM60 11H61V13H60ZM69 11L71 12V13H69ZM85 11V12H84ZM87 11V12H86ZM151 11H152V13H153V15H155V16H153L152 15V13H151ZM163 11H164V13H163ZM165 11H166V13H165ZM50 12V13H49ZM68 12V13H67ZM84 12V13H83ZM106 12H110V13H107L106 14ZM157 12H158V15H157ZM198 12V13H197ZM227 14H226V13ZM238 12V13H237ZM243 13V16H242V13ZM258 12V13H257ZM44 15H43V14ZM74 15H73V14ZM82 13V14H81ZM90 13V14H89ZM112 13V14H111ZM161 13V14H160ZM168 13V14H167ZM229 13V14H228ZM235 13V14H234ZM51 14H55L54 16L53 15H51ZM60 14V15H59ZM72 14V15H71ZM78 14H79V16H78ZM84 14V15H83ZM167 14V15H166ZM182 14V15H181ZM186 14H188V15H186ZM258 14V15H257ZM70 15V16H69ZM123 15H124V17H123ZM162 15V16H161ZM192 15V16H191ZM239 17H238V16ZM245 15H247V16H245ZM253 15V17H251ZM259 15H260V17H259ZM2 16V15H1ZM40 17V19H39V17ZM69 18H68V17ZM73 17V19H72V17ZM98 16V17H97ZM100 16L101 17H105V18H100ZM169 18H168V17ZM174 16H176V17H174ZM180 17V19H179V17ZM187 16V17H186ZM194 16H196L195 17V19L193 18ZM57 17V18H56ZM70 17H71V19H70ZM96 17V18H95ZM106 17H108L107 19H106ZM165 17V18H164ZM171 17V18H170ZM181 17H183L182 19H181ZM187 18V20H185L186 18ZM189 17V18H188ZM210 17V18H209ZM241 17V18H240ZM243 17V18H242ZM63 18H64V20H63ZM66 18V19H65ZM158 18V19H157ZM175 18V19H174ZM191 18V19H190ZM194 20H193V19ZM201 18H203V19H201ZM237 18V19H236ZM33 19H34V21H33ZM36 19V20H35ZM47 19V20H46ZM75 19V20H74ZM82 19H83V21H82ZM92 19V20H91ZM96 19V20H95ZM101 19V20H100ZM118 19V20H117ZM153 19H154V21H153ZM170 19V20H169ZM206 19H208V20H206ZM215 19V20H214ZM251 19V20H250ZM254 19V20H253ZM9 20V21H8ZM123 20V21H122ZM139 20H140V18H139ZM156 20V21H155ZM160 20H161V23H160ZM176 20V21H175ZM183 20V21H182ZM247 20V21H246ZM259 22H257V21ZM262 20V21H261ZM2 21V22H1ZM37 21V22H36ZM64 21V22H63ZM86 21V25H88V26H86L85 27V24H84V22ZM88 21H91V22H88ZM93 21V22H92ZM106 21V22H105ZM141 21V20H140ZM166 23L167 21H168V23H164V22ZM172 21V22H171ZM202 21V22H201ZM207 21V22H206ZM213 21H216V22H214L213 23ZM254 21V22H253ZM39 22L41 23L40 25H39ZM44 22V23H43ZM60 22V23H59ZM113 22L114 23H117V25L116 24H113ZM130 22V21H129ZM148 22V23H147ZM174 22H176V23H174ZM179 22V23H178ZM183 22V23H182ZM187 22V23H186ZM203 22H204V30H205V32H207V31H209L210 33H211V35H214V36H216V37H218V38H220L222 41H223V43L225 44H223L222 45V48H219V51H212L211 49L208 51H206L205 50V52L203 51V54H202V61L203 62H207L208 64H209V61L211 62V63H215V62H217L218 63V66L216 67V68H214V70H212L211 71V80L209 79V80H207V81H204L203 83H201V84H193L192 83V79H190V73L192 72V74H191V77L192 76H195V69L197 68V67H195V65L194 66H192L191 68L189 67H186V65H184L183 63H179V62H177L176 63V61H179V60H182V58H183V54L181 53V52H179V50L177 49L178 48V45H180V43H178V39H181V37H180V35L182 36V34L183 33H181V32H187L188 30H192L194 33H193V37H195V35H196V37H195V39H196V41L200 38H205L204 39V41L203 40H198L197 41V47L199 48V50H202L203 49V47L205 46V44L204 43H206L205 42V40H206V36L208 35V33L209 32H207V33H205V36L202 34V35H200L201 34V27L203 26ZM32 23V24H31ZM34 23V24H33ZM56 23V24H55ZM58 23V24H57ZM92 23H94V25L92 24ZM105 23H107V25H109V26H107ZM121 23H123V24H121ZM151 23V24H150ZM152 23H154V24H152ZM156 23V24H155ZM171 23H174L173 25L171 24ZM195 23V24H194ZM212 23V24H211ZM49 24V25H48ZM60 24V25H59ZM61 24H62V26H61ZM63 24H64V26L66 27V29H63L62 30V28H65L64 26H63ZM66 24V25H65ZM70 25V26H67V25ZM79 24H80V26H79ZM90 24V25H89ZM120 26H119V25ZM171 24V25H170ZM178 24V25H177ZM8 25V26H7ZM46 25V26H45ZM54 25H59L60 26V29H58V27L59 26H54ZM96 25V26H95ZM113 25H115V26H113ZM149 25V26H148ZM151 25V26H150ZM165 25H168V26H165ZM181 25V26H180ZM189 25H190V27H189ZM194 25H196V26H194ZM208 25H210L209 27H208ZM35 26V27H34ZM38 26H40V28L38 27ZM50 26H54V28H52V27H50ZM79 26V27H78ZM92 28H91V27ZM98 26V27H97ZM113 26V27H112ZM122 26H123V29H122ZM144 26V27H143ZM152 26H154V28H152ZM162 26L164 27V28H162ZM172 26V27H171ZM187 26V27H186ZM193 26V27H192ZM49 27V28H48ZM56 27V28H55ZM62 27V28H61ZM73 27H74V29H73ZM85 27V28H84ZM99 27H102V32H101V29L99 28ZM110 27V28H109ZM116 29H115V28ZM146 27V28H145ZM157 27H159V28H157ZM175 27V28H174ZM184 27V28H183ZM207 27V28H206ZM217 27V28H216ZM43 28V29H42ZM46 28V29H45ZM84 28V29H83ZM88 28V29H87ZM121 28V29H120ZM145 28V29H144ZM151 28V29H150ZM156 28V29H155ZM165 28H166V30H169V33L170 34H166V33H164V35H163V37H162V34H160L161 33V30H165ZM176 28H177V30H179V31H177L176 33H174L175 31H176ZM213 28V29H212ZM10 29V30H9ZM39 29H41V30H39ZM52 29V30H51ZM55 31H54V30ZM56 29H58V30H56ZM68 29V30H67ZM72 29L74 30V32L72 31ZM79 29V30H78ZM80 29H82V30H80ZM90 29V30H89ZM93 29V30H92ZM98 29H100L99 30V33H98ZM118 29H120V30H118ZM124 29H125V32H124ZM218 29V30H217ZM240 29H242V27L240 28ZM31 30V31H30ZM70 30V31H69ZM75 30H76V32H77V34H76V32H75ZM96 30V31H95ZM106 32H105V31ZM109 30V31H108ZM112 30H113V32H112ZM141 30V31H140ZM147 30H149L150 32H152V34H156L157 33V35L158 36H161V42L160 43H162V44H157V45H155V38H153L152 36L151 37H148L147 36ZM171 30V31H170ZM172 30H173V32H172ZM181 30V31H180ZM184 30V31H183ZM29 31V32H28ZM33 31H35V32H33ZM41 32V34H40V32ZM48 31V32H47ZM61 31V32H60ZM63 31H65V32H67L68 31V33H65V32H63ZM86 31V32H85ZM89 31H90V33H89ZM92 31H94V32H92ZM119 31H120V33H119ZM197 31V33L195 34V32ZM59 34H58V33ZM73 32V33H72ZM83 32V34H85L83 37H85V38H82V33ZM95 32H97L96 33V35H94V33ZM117 32V33H116ZM21 33H22V36H21ZM25 33V34H24ZM39 33V35H37ZM48 33V34H47ZM64 33V34H63ZM174 33V34H173ZM178 33V34H177ZM218 33H220V34H218ZM27 34H29V35H27ZM53 34V35H52ZM57 34V35H56ZM66 34V37H64V35ZM69 34H71V36L69 35ZM75 36H77V38H76V36L75 37H73V35ZM79 34H81V35H79ZM98 34V35H97ZM172 34V35H171ZM175 34H176V36H175ZM25 35H27V36H25ZM32 35H33V37H32ZM46 35V36H45ZM56 35V36H55ZM64 37V39L66 40L67 39V41H69V42H71V44L73 43V42H75V41H77V40H81L82 39V46L84 47V48H86V46L89 44V45H91V46H89L90 48H86L85 50L83 49L82 50V53L84 54V55H82V53H80V50L79 49H77L76 50V48L74 47H72V48H70V45L71 44H69V47H68V49L67 50H64L63 49V51L62 52H60V54H63V52H65V54L69 57V56H73L74 58H76L77 59V61H76V66L78 67V68H72L71 67V62L68 60V59H64L63 57H61V55L59 56L58 55V57H57V55H56V57L54 56V57H51V60H50V62H48L49 60L47 59H45L44 57H45V55H41V56H39V54L40 53H38L37 54V57L36 56H33V54L34 53H32L31 52V49H32V51L34 50L32 47H34V45H35V43H38V44H42V43H46L47 42V44L48 45H52V44H54L55 42L57 43V41H58V39H61L62 37ZM102 35V36H101ZM120 35V36H119ZM174 35V36H173ZM179 35V36H178ZM218 35V36H217ZM4 36H5V38H4ZM12 36L15 38V40L16 41H14V39H12ZM55 38H54V37ZM58 36V37H57ZM68 36H69V39H68ZM90 36V37H89ZM122 36H123V38H122ZM170 36V37H169ZM199 36V37H198ZM200 36H202V37H200ZM22 37H24L23 39H22ZM31 37H32V39H31ZM72 37V38H71ZM91 37H95V38H93V39H95V40H92V42L90 41V39L89 38H91ZM171 37H174V39L173 38H171ZM250 37V38H249ZM9 38L11 39V41L9 40ZM27 38V39H26ZM29 38V39H28ZM57 38V39H56ZM76 38V39H75ZM87 38V40L89 39V41L87 42V40L85 41V39ZM103 38H104V40H103ZM127 38H129V36L127 37ZM168 38L170 39V40H168ZM35 39H36V42H33V41H35ZM71 39V40H70ZM74 39V40H73ZM177 39V40H176ZM28 40V41H27ZM30 40V41H29ZM149 40V41H148ZM173 40V41H172ZM175 40V41H174ZM7 41H8V43H7ZM22 41V42H21ZM44 41V42H43ZM50 41V42H49ZM94 41H96V46L93 44L94 43ZM163 41V42H162ZM169 41H170V43H169ZM200 41V42H199ZM239 41H241L240 43L241 44H239L238 42ZM15 42V43H14ZM24 42V43H23ZM171 42H173V44L171 43ZM180 42V41H179ZM202 42V43H201ZM10 43H12V44H10ZM84 43H88L87 45H84ZM165 43V44H164ZM166 43H169L168 45L170 46V48H168V47H166V46H168ZM8 44V45H7ZM24 44V45H23ZM34 44V45H33ZM172 44V45H171ZM175 44V45H174ZM202 44V45H201ZM228 44V45H227ZM231 44V45H230ZM234 46H233V45ZM6 45H7V47H6ZM25 45H28V46H25ZM59 45V44H58ZM160 45H162V46H160ZM200 45H201V47H200ZM239 45V46H238ZM10 46V47H9ZM25 46V47H24ZM94 46V47H93ZM155 46V47H154ZM175 48L174 50H173V47ZM176 46H177V48H176ZM224 46V47H223ZM228 46V47H227ZM236 46V47H235ZM13 47V48H12ZM27 47H30V48H27ZM51 47H53V46H51ZM92 47V48H91ZM159 47V49H157ZM180 47V46H179ZM226 47V48H225ZM255 47V48H254ZM257 47V48H256ZM93 48H97V50L99 51V50H101V53H100V56H98L99 57V61L101 62V65H102V68L104 67L105 69H102V72H103V75L105 76V73H109V72H111L112 73V75L114 76V75H116L117 74V76L119 75L118 73H119V71H120V76L118 77V79H121L122 78V80L120 81L119 80V83L118 82H116L115 84L116 85H120L121 83H123V82H125V84H124V88H123V86L122 87H119L120 89H118L117 88V90L118 91H120V92H124L125 90L126 91H129V90H127V89H130V90H132L133 92H135L136 91V93H132L131 92V94L129 93V94H126V96H127V98H126V100H124V101H120V102H118V100H117V102L115 101V98L113 97H109L108 95L110 94L108 91H112L113 92V90L115 89L114 88V82H113V77L111 76V74H109L110 76H108L107 78H106V80H108L109 81V83L107 82V81H104L105 79H104V77L99 81V80H97V81H95V80H93V79H89V78H87V76L85 75V77L81 74V76H80V74L78 73H76L75 71L76 70H78V71H82V68L84 67V65H87V64H89L90 63V65H92V61H94V57L96 56V54L97 53H95V51L93 50ZM162 48V49H161ZM172 48V49H171ZM205 48V47H204ZM237 48V49H236ZM238 48H239V50H238ZM245 48V49H244ZM5 49V50H4ZM18 49V50H17ZM72 49V50H71ZM74 49L76 50V51H74ZM123 51H122V50ZM171 49V50H170ZM177 49V50H176ZM242 51H241V50ZM247 49H249L248 51H246ZM15 50V51H14ZM22 52H20V51ZM24 50H27L26 52H24ZM79 50V51H78ZM89 50H90V52H89ZM144 50V51H143ZM166 50H167V54H165V52H166ZM227 51L226 53H229L228 55L227 54H225V52L224 51ZM255 50H256V52H255ZM4 51V52H3ZM18 51H19V53H18ZM71 51H73V52H71ZM93 53H92V52ZM104 51V52H103ZM159 52V54H160V51L162 52L163 51V54H165L164 56H168L169 55V58L168 59H170L171 60V58H173V60L174 59H176V61L174 60V62L176 63V65H174V64H171V62H169V64H168V68H170V67H173V66H177L179 69V75L180 76H175L174 74H172L173 76H175V78H176V80L174 79L173 80V76L171 77L170 75H168L167 73L168 72H159V74H152V73H150V70H151V68L154 66V67H157V68H159V67H162L166 62H164L163 63V60H165V59H161L162 57V55L160 54V55H158V52ZM176 51V52H175ZM220 51H221V53H220ZM240 51V52H239ZM247 53V55H246V53ZM34 52V51H33ZM40 52V51H39ZM69 53V55H68V53ZM70 52L72 53V54H70ZM78 52V53H77ZM87 52H88V54H87ZM118 52H119V54H118ZM124 54H123V53ZM143 52H145V53H143ZM149 52V53H148ZM150 52H152V53H150ZM169 52V53H168ZM175 52V53H174ZM211 52V53H210ZM243 52H244V55H243ZM262 52V53H261ZM41 53H44V51H41ZM46 53V52H45ZM77 53V54H76ZM80 53V54H79ZM90 53V54H89ZM117 53V54H116ZM122 53V54H121ZM130 53V54H129ZM148 53V54H147ZM157 53V54H156ZM180 53V54H179ZM253 53V54H252ZM254 53H257V54H259V55H257V54H254ZM17 54H18V56H17ZM23 56H22V55ZM30 54V55H29ZM125 54L127 55V57H129V61H128V59H126V56H125ZM179 56H177V55ZM220 54H222V55H227V62L226 63H223V62H221V60H220V58H219V55ZM26 55V56H25ZM78 55H80V57L82 58V59H80V57H78ZM109 55V54H108ZM119 58H117L116 59V56ZM147 55V56H146ZM149 55H150V57H149ZM153 55H155V56H153ZM159 57H158V56ZM206 55H208V56H206ZM217 55V56H216ZM31 56H33V57H31ZM86 56V57H85ZM130 56H131V58H130ZM172 56V57H171ZM174 56V57H173ZM181 56V57H180ZM232 56V57H231ZM248 56V57H247ZM14 57V58H13ZM16 57V58H15ZM22 57H24V59L22 58ZM209 57L210 58H212V57H215V58H212L211 60H209ZM19 58V59H18ZM26 58V59H25ZM28 58V59H27ZM32 58V59H31ZM55 58H57V59H55ZM101 58V59H100ZM124 58V59H123ZM151 58H152V60H151ZM154 58V59H153ZM160 58V59H159ZM234 58H238L240 61H241V64H236V63H232V65H230V66H226V64L229 62V60H231V59H234ZM246 58V59H245ZM253 59V60H251V61H249V59ZM12 59V60H11ZM18 59V60H17ZM34 59V60H33ZM36 59H37V61H36ZM43 61H42V60ZM53 59H55V60H53ZM147 59H148V61L149 60H151V61H147ZM156 59V60H155ZM10 60V61H9ZM17 61V62H15V61ZM23 60H25V61H29L28 62V64L26 63V62H24ZM39 60V61H38ZM80 60V61H79ZM154 60V61H153ZM247 60V61H246ZM46 61V62H45ZM55 61H57V63H55ZM67 62L66 64H65V62ZM79 61V62H78ZM89 61V62H88ZM38 62V63H37ZM53 64H52V63ZM64 62V63H63ZM127 62V63H126ZM162 62V63H161ZM249 62V63H248ZM255 62V63H256ZM33 63V65L34 66H32L31 64ZM43 64V66H41L42 64ZM55 63V64H54ZM58 63L60 64L59 66H57L58 65ZM86 63V64H85ZM105 63V64H104ZM118 63V64H117ZM223 63V64H222ZM251 63V64H250ZM25 64V65H24ZM57 64V65H56ZM65 65V67H64V65ZM114 64V65H113ZM116 64V65H115ZM147 64V65H146ZM149 64V65H148ZM154 64V65H153ZM234 64H235V66H234ZM53 65L54 66H56V67H58V70L57 71H59V73L56 71V70H53V69H51V67H53ZM104 65V66H103ZM111 65V66H110ZM118 65V66H117ZM120 65H122V66H120ZM160 65V66H159ZM178 65H180V66H178ZM249 65V66H248ZM26 67V68H24V67ZM30 66V67H29ZM39 66V67H38ZM62 66H63V68H62ZM81 66H83V67H81ZM123 66H127L126 67V72H124L123 71V69L125 70V68L123 67ZM247 66V67H246ZM21 67V68H20ZM34 67V68H33ZM37 67V68H36ZM43 67V68H42ZM149 67H151V68H149ZM182 67V68H181ZM240 67V68H239ZM69 68V69H68ZM97 68V67H96ZM108 68H109V70H108ZM111 68H113V69H111ZM163 68V67H162ZM219 68V69H218ZM62 69H63V71H64V69L66 70V71H64V72H62ZM75 69V70H74ZM111 69V70H110ZM117 69H118V71H117ZM120 69V70H119ZM150 69V70H149ZM164 69V68H163ZM182 69V70H181ZM7 70V71H6ZM28 72H27V71ZM34 70V71H33ZM69 70V71H68ZM149 70V71H148ZM177 70V71H178ZM32 71V72H31ZM36 71V72H35ZM56 71V72H55ZM73 71V72H72ZM105 71V72H104ZM176 71V70H175ZM174 71V72H175ZM194 71V72H193ZM31 72V73H30ZM115 72V73H114ZM138 71H136V73H137ZM170 72H172V71H170ZM185 74H184V73ZM4 73V74H3ZM30 73V74H29ZM36 73V74H35ZM58 73V74H57ZM122 73V74H121ZM150 73V74H149ZM182 73V74H181ZM20 74V75H19ZM39 74V75H38ZM44 74V75H43ZM74 74V75H73ZM99 74V73H98ZM165 74V75H164ZM167 74V75H166ZM2 75V76H1ZM50 75V76H49ZM61 77V79L59 78V76ZM99 75H101V73L99 74ZM130 77H129V76ZM245 75H247V76H249V74H247L246 72H245ZM41 76H42V78H41ZM53 76H56V77H54L53 78ZM149 76V77H148ZM152 76V77H151ZM156 76H158V77H160V79H162V80H164L165 82H166V84H158L159 85V88L160 87H163V88H166L167 89V86L169 85H171V83H170V81H175V82H173L174 84H173V86H172V88H171V90H173L172 92V96H175V100H176V103H172V102H170L166 97L164 98L163 96H161L160 95V93H157L158 91H154L153 89H155L154 87H153V82L156 80ZM163 76V77H162ZM187 76H189V78L187 77ZM2 77V78H1ZM44 77H45V79H44ZM49 77V78H48ZM52 77V79H51V82L52 83H50L49 81H50V78ZM66 77V78H65ZM79 77V78H78ZM82 77H84L86 80H84ZM106 77V76H105ZM111 77V79L109 80V78ZM181 77V78H180ZM70 78V79H69ZM145 78H146V80H145ZM153 78V79H152ZM164 78V79H163ZM258 78H261V79H263L264 80V77L263 76H259ZM24 79H25V81H24ZM38 79V80H37ZM47 79V80H46ZM49 79V80H48ZM54 79V80H53ZM63 79V80H62ZM104 79V80H103ZM131 79V80H130ZM155 79V80H154ZM167 79H169V80H167ZM184 79V80H183ZM188 80V82H186L187 80ZM46 80V81H45ZM61 80V81H60ZM82 80V81H81ZM138 80L139 81H142V82H138ZM179 80V81H178ZM181 80H183V81H181ZM258 80V79H257ZM256 79H253L251 82H252V84L253 83H255L256 84V82H258ZM3 81V82H2ZM23 81V82H22ZM55 81V82H54ZM86 81H88V82H86ZM99 81V82H98ZM147 81V82H146ZM255 81V82H254ZM6 82V83H5ZM65 83V85H64V83ZM82 84H81V83ZM97 82V83H96ZM103 82V83H102ZM107 82V83H106ZM121 82V83H120ZM129 82H130V84H129ZM143 82H145V83H143ZM178 82V83H177ZM217 84H216V83ZM264 82V81H263ZM26 83V84H25ZM60 83H62V84H60ZM73 83V84H72ZM88 83V84H87ZM113 83V84H112ZM143 83V84H142ZM186 83V84H185ZM33 84V85H32ZM49 84H50V86H49ZM85 84V85H84ZM104 84V85H103ZM150 84H152V85H150ZM176 84V85H175ZM192 84V85H191ZM208 84V85H207ZM255 84H253L254 86H251V87H253L254 89L255 88H257V86L255 87ZM37 85V86H36ZM78 85V86H77ZM150 85V86H149ZM187 85V86H186ZM24 86V87H23ZM68 86V87H67ZM85 86H87V88L88 89H86V87ZM95 86V87H94ZM99 86V87H98ZM101 86H102V88H101ZM184 88H183V87ZM216 86L218 87V88H216ZM28 87V88H27ZM63 87V88H62ZM73 87V88H72ZM127 89H126V88ZM146 89H145V88ZM148 87L149 88H151V87H153V89L151 88V90L150 89H148ZM181 87V88H180ZM190 87H191V89H190ZM201 87H204L203 89H206L207 91H209L208 93L206 92V93H204V94H202L201 96H200V94H199V92L201 91H198V89L199 88H201ZM44 88V89H43ZM72 88V89H71ZM77 88V89H76ZM114 88V89H113ZM138 88V89H137ZM175 88H177L176 90L177 91H175L174 92V89ZM188 88V89H187ZM194 88V89H193ZM196 88V89H195ZM70 89V90H69ZM90 89V90H89ZM136 89V90H135ZM145 89V90H144ZM178 89H179V91H178ZM254 89H250L251 91L249 92V94L251 93V92H253L254 91ZM48 90V91H47ZM53 90V91H52ZM67 90H69V91H67ZM80 90V91H79ZM101 90H105L104 92L105 93H103V91H101ZM108 90V91H107ZM188 90V91H187ZM197 90V91H196ZM253 90V91H252ZM21 91V92H20ZM35 91V92H34ZM42 91V92H41ZM50 91V92H49ZM65 91H67V92H65ZM71 91H73V92H71ZM88 91H89V93H88ZM92 91H93V93H92ZM97 91H99V92H97ZM101 91V92H100ZM116 91V90H115ZM145 92V93H142V92ZM154 91V92H153ZM180 91L182 92V93H180ZM96 92V93H95ZM154 94H153V93ZM184 92V93H183ZM198 92V93H197ZM6 93H8V95L6 94ZM10 93H12V94H10ZM23 93V94H22ZM26 93V94H25ZM66 95H65V94ZM70 93V94H69ZM101 93H102V95H101ZM108 93V95H106ZM177 95H176V94ZM213 93V94H212ZM53 94H55L54 95V97H56V98H58V100L57 99H55L54 97H53ZM97 94V95H96ZM175 94V95H174ZM186 94V95H185ZM189 94V95H188ZM4 95V96H3ZM10 95V96H9ZM13 95V96H12ZM22 95V96H21ZM92 95V96H91ZM95 95V96H94ZM100 95V96H99ZM156 95V96H155ZM196 95V96H195ZM20 96V97H19ZM67 96V97H66ZM69 96V97H68ZM106 96V97H105ZM108 96V97H107ZM153 96V97H152ZM192 96V97H191ZM10 97V98H9ZM21 97H22V99H21ZM94 97V98H93ZM105 99H104V98ZM150 97V98H149ZM160 97V98H159ZM178 97V98H177ZM199 97H201V99L199 98ZM19 98V99H18ZM68 98V99H67ZM79 98V99H78ZM86 98H87V100H86ZM96 98V99H95ZM108 98V99H107ZM110 98H112V100H110ZM157 98H158V100H157ZM6 99V100H5ZM39 99H41V101L39 100ZM64 99V100H63ZM70 99H71V101H70ZM91 99H93L94 101H92ZM124 99V98H123ZM154 99V100H153ZM199 99V100H198ZM203 99V100H202ZM10 100V101H9ZM39 100V101H38ZM52 102V104H51V102ZM53 100H56V101H53ZM67 100V101H66ZM75 102V104H73L74 106L72 107V103L70 104V102ZM107 100L109 101V103L107 102ZM156 100V101H155ZM160 100V101H159ZM164 100V101H163ZM184 100V101H183ZM243 100H244V103H242L243 102ZM246 100V101H245ZM262 100V101H261ZM2 101V102H1ZM59 101V102H58ZM64 101V102H63ZM76 101H77V103H76ZM101 101V102H100ZM111 101V102H110ZM127 101V102H126ZM158 101H159V104H161L160 106L158 105ZM183 101V102H182ZM198 101V102H197ZM248 101H249V103H248ZM255 103V105L253 104V102ZM261 101V102H260ZM34 102V103H33ZM37 102V103H36ZM82 102V103H81ZM154 102H155V104H154ZM165 102H167V103H165ZM169 102V103H168ZM180 102V103H179ZM191 102V103H190ZM251 102H252V104H251ZM2 103H5V104H2ZM57 103H59V104H57ZM66 103V104H65ZM87 103V104H86ZM118 103V104H117ZM125 103V104H124ZM165 103V104H164ZM183 103V104H182ZM194 103V104H193ZM198 103V104H197ZM12 104V105H11ZM50 104L52 105V106H50ZM80 104V105H79ZM107 104V105H106ZM154 104V105H153ZM169 104H171V106L169 105ZM181 104V105H180ZM192 106H191V105ZM201 104H202V107H201ZM3 105V106H2ZM8 105V106H7ZM10 105V106H9ZM45 105V106H44ZM71 105V106H70ZM79 107H78V106ZM90 105V106H89ZM108 105H110V107L108 106ZM116 105V106H115ZM150 105V106H149ZM156 105V106H155ZM199 105V106H198ZM249 105H250V107H249ZM253 107H252V106ZM7 106V107H6ZM55 106V107H54ZM58 106V107H57ZM70 106V107H69ZM95 106V107H94ZM101 106V107H100ZM106 106V107H105ZM115 106V107H114ZM118 106V107H117ZM164 106V107H163ZM191 106V107H190ZM206 106V107H205ZM28 107V108H27ZM61 107V108H60ZM71 107H72V109L74 108V111L71 109ZM86 107V108H85ZM105 107V108H104ZM125 108V109H122V108ZM158 107V108H157ZM168 107H169V109H168ZM171 107V108H170ZM198 107V108H197ZM203 107H205V108H203ZM258 107H259V109H258ZM261 107H262V109H261ZM28 110H32V111H34V113L30 110V111H28ZM57 108H58V110H57ZM63 108V110H62V112H63V114H64V116L62 117L59 113L61 112V110L60 109H62ZM70 110H69V109ZM96 108H97V110H96ZM100 108V109H99ZM119 108V109H118ZM161 108V109H160ZM211 108V109H210ZM254 108H256V109H253ZM14 109V110H13ZM39 109V110H38ZM41 109H43V110H41ZM66 109V110H65ZM88 110L89 112H87L86 110ZM109 109V110H108ZM129 109V110H128ZM154 110V114H153V116H155L154 118H153V116L150 118V116H148V113H147V111L148 110ZM158 109H160V110H158ZM171 109V110H170ZM187 109V110H186ZM191 109H193V112H191ZM209 109V110H208ZM17 110V111H16ZM65 110V111H64ZM93 110V111H92ZM106 110V111H105ZM112 112H111V111ZM125 112H124V111ZM165 110V111H164ZM178 110V111H177ZM183 110H185V111H183ZM256 110V111H255ZM262 110V111H261ZM14 111V112H13ZM71 111V112H70ZM76 111V112H75ZM96 111V112H95ZM119 111V112H118ZM158 111H161V112H163L166 116H168V117H170L168 120H169V123L171 124V125H174V126H177V125H179V126H183L182 128H180L179 130H177V129H172V130H170V132L168 133V136L166 137V135L164 134V132H167L168 131V128L170 127V124L167 122V123H159V122H157L158 120H157V117H156V115H157V112ZM167 111V112H166ZM209 111V112H208ZM252 111H253V113H252ZM37 112H38V114H37ZM65 112H66V115H65ZM98 112V113H97ZM102 112V113H101ZM109 112V113H108ZM122 112V114H120ZM172 114H171V113ZM189 112V113H188ZM197 112V113H196ZM202 112V113H201ZM216 112V113H215ZM254 112H256V113H254ZM258 112V113H257ZM262 112V113H261ZM16 113V114H15ZM33 113V114H32ZM70 113V114H69ZM72 113V114H71ZM73 113H75V114H73ZM78 115H77V114ZM89 113V114H88ZM94 113H96V114H94ZM106 113V114H105ZM111 113H112V115H111ZM137 113V114H136ZM198 113H200L199 114V116H198ZM208 113V114H207ZM9 114V115H8ZM33 116H32V115ZM37 116H36V115ZM89 116H88V115ZM105 114V115H104ZM108 114V115H107ZM179 114V115H178ZM188 116V117H190V118H188L186 115ZM192 114H194L193 116H192ZM203 114V115H202ZM229 114V115H228ZM18 115V116H17ZM30 115V116H29ZM39 115H41V116H39ZM52 115H53V117H54V119L52 120ZM73 115V116H72ZM75 115V116H74ZM77 115V116H76ZM101 115V116H100ZM114 115V116H113ZM139 115V116H138ZM173 115V116H172ZM191 115V116H190ZM205 115V116H204ZM207 115V116H206ZM216 115V116H215ZM231 115V116H230ZM257 115V116H256ZM39 116V117H38ZM44 116H46L47 118H48V120H50V117H51V120L52 121H54L55 123H60L61 122V120L60 119H62V120H64L65 118L67 119V122H65V125H66V130L64 131V140L61 142V144H60V146L58 147V148H60V149H58V148H56V150H58L59 151V153H58V151H56V152H51L50 154H48V152H50V151H52L53 149V147H56L55 145H52L53 143H47V141L45 140V138L43 137V126H42V124L45 122V121H47V120H45V117ZM70 116V117H69ZM87 116V117H86ZM91 116V117H90ZM100 116V117H99ZM196 116V117H195ZM210 116H212V117H210ZM3 117V118H2ZM5 117V118H4ZM7 117V118H6ZM40 117H44V118H42L43 120H45V121H42V119L40 118ZM67 117H69V118H67ZM74 117V118H73ZM93 117V118H92ZM107 117H108V119H107ZM128 117V118H127ZM147 119H146V118ZM187 119H185V118ZM255 117H257V118H255ZM263 117V118H262ZM33 119V120H31V119ZM39 118H40V121H39ZM46 118V119H47ZM73 119V121H72V119ZM75 118H76V120H75ZM80 118V119H79ZM88 118V119H87ZM91 118V119H90ZM98 118V119H97ZM103 118H106V119H103ZM137 118V119H136ZM173 118V119H172ZM211 118V119H210ZM212 118H213V120H212ZM3 119H5V120H3ZM56 119V120H55ZM102 119V120H101ZM110 119V120H109ZM162 119H164V118H162ZM176 119V120H175ZM195 119V120H194ZM199 119V120H198ZM217 120V122H216V120ZM93 120L96 122L97 121V123H99V124H97V123H93ZM99 120V121H98ZM190 120V121H189ZM197 120V121H196ZM204 120V121H203ZM229 120H231L230 122H229ZM261 120V121H260ZM58 121H60V122H58ZM75 121H77V122H75ZM82 121V122H81ZM105 121H108L107 123L105 122ZM113 121V122H112ZM139 121V123L140 122H142V123H146L145 124V127L148 129H150V131H149V129H148V136L144 133L143 134V132L144 131H142V128L143 129H145V127H142V126H140V129H139V123H137ZM144 121V122H143ZM193 121V122H192ZM195 121H196V123H195ZM199 121V122H198ZM3 122H5V124L3 123ZM6 122H8V123H6ZM33 122H36V123H33ZM72 122V124L70 125V123ZM80 122L82 123V124H80ZM91 122H92V124H91ZM105 122V123H104ZM109 122H110V124H109ZM157 124H156V123ZM174 122H175V124H174ZM215 122V123H214ZM260 122V123H259ZM261 122H262V125H261ZM16 125H15V124ZM22 123V124H21ZM78 125H77V124ZM105 125H104V124ZM112 123V124H111ZM142 123H141V125H142ZM148 123V124H147ZM149 123H150V125H149ZM187 123V124H186ZM193 123H195V124H193ZM205 123V125H203ZM18 124V125H17ZM22 125L21 127H20V125ZM86 124H87V126H86ZM91 124V125H90ZM93 124H95V125H93ZM130 124V125H129ZM152 124V125H151ZM186 124V125H185ZM202 124V125H201ZM212 124H214V125H212ZM243 124V125H242ZM260 124V126H258ZM6 125V126H5ZM35 125V126H34ZM36 125H37V128H35L36 127ZM98 125V126H97ZM101 125H103V126H107L108 128V130H103V131H100V129H104V127L103 126H101ZM108 125H111V126H108ZM115 125V126H114ZM192 125V126H191ZM200 125V126H199ZM211 125V126H210ZM2 126H4V128L6 127V128H8V129H4V128H2ZM30 126V127H29ZM33 126H34V128H33ZM78 126V127H77ZM84 126V127H83ZM92 126H94V127H92ZM97 126V127H96ZM125 126V127H124ZM129 127V129H128V127ZM157 126V127H156ZM160 126V127H159ZM168 126V127H167ZM194 126V127H193ZM216 126V127H215ZM81 127V128H80ZM161 127H163V128H161ZM166 127V128H165ZM193 129H197L196 131L195 130H193ZM200 127V128H199ZM263 129H262V128ZM24 128V129H23ZM41 130H40V129ZM110 128V129H109ZM115 128V129H114ZM137 128V129H136ZM156 128V129H155ZM190 128H191V130H190ZM207 128H209V129H212V128H216V129H214V130H217V131H219V133H220V135H222L223 133H224V135L225 136H223V137H221V141L222 142H224L226 139H227V137H229L230 136V134H233L234 136H235V141L233 140V145L231 146L230 145V147H226V146H222L221 147V149L220 150H218V151H216V152H212V153H210V152H208V151H206V150H204L203 148H202V146L199 144V142H198V137H199V134H200V130L202 131V129L203 130H207ZM226 128V129H225ZM228 128V129H227ZM230 128V129H229ZM40 131H39V130ZM90 129V130H89ZM95 129H96V131H98L99 130V132H96L95 131ZM106 129V128H105ZM159 129H161V132H163V134L162 135H160V130ZM165 130V131H163V130ZM188 129V130H187ZM200 129V130H199ZM222 129V130H221ZM262 129V130H261ZM59 130V127H57V134H58V136H56V142H58L59 141V137H62V136H60L61 135V131H58ZM182 130V131H181ZM227 130V131H226ZM228 130H230V131H228ZM21 131V132H22ZM85 131V132H84ZM92 131V132H91ZM153 131V132H152ZM172 131H173V133H172ZM178 131H180V132H182V133H191L192 131H195V132H192V134H189V135H191V136H193L194 137V141H193V143L194 144H189L190 145V147H189V145H186V146H182V145H179L178 144V142L176 141V140H174V135L176 134V132H178ZM189 131V132H188ZM222 131V132H221ZM73 132V133H72ZM78 132V133H77ZM88 132L90 133V134H88ZM93 132H94V134H93ZM102 132V133H101ZM150 132H152V134L150 133ZM158 132V133H157ZM229 132V133H228ZM85 133H87V134H85ZM96 133V134H95ZM98 133H99V135H98ZM153 133H155L156 135H154L153 136ZM12 134V135H13ZM84 134V135H83ZM76 135V136H75ZM85 135H87V136H85ZM89 135H90V138H92V139H89L91 142V145H90V143L88 142L89 140H88V138L87 137H89ZM97 135V136H96ZM67 136V137H66ZM75 136V137H74ZM198 136V137H197ZM259 136V135H258ZM2 137V138H1ZM26 137H27V135H26ZM104 137V138H103ZM145 137V138H146ZM9 138V139H8ZM43 138V139H42ZM75 138V139H74ZM84 138H85V140H84ZM87 138V139H86ZM98 138V139H97ZM101 138V139H100ZM160 138H161V140H160ZM81 139V140H80ZM93 139H94V142H93ZM96 139V140H95ZM100 139V140H99ZM158 141H157V140ZM195 139H197V142H196V140ZM80 141V142H79ZM85 141V142H84ZM106 141V140H105ZM137 141V142H136ZM139 141H140V139H139V137H135V138H133L132 140H130L129 142H130V144H127L128 146H131V147H135V144H139ZM237 141V142H236ZM82 142V143H81ZM88 142V143H87ZM93 142V143H92ZM96 142V143H95ZM128 142V143H129ZM131 142H133V143H131ZM195 142H196V144H195ZM72 145H71V144ZM76 143V144H77ZM84 143H86V144H84ZM67 144V145H66ZM94 146H93V145ZM96 144V145H95ZM160 144H164V150H166L165 152H163L162 151V147H158ZM64 145V146H63ZM86 145V146H85ZM140 145V144H139ZM49 146H50V148H49ZM93 146V147H92ZM152 146V145H151ZM173 146V147H172ZM188 146V147H187ZM198 147V148H194V147ZM61 147H62V149H61ZM68 147V148H67ZM157 148V150H156V148ZM150 148V149H149ZM189 148H191L192 149V151H191V149H189ZM42 149V150H41ZM69 149V150H68ZM92 149V150H91ZM136 149H138V147H136L135 149H134V151H136ZM161 149V150H160ZM41 150V151H40ZM61 150V151H60ZM66 150H67V152H66ZM84 150H85V152H84ZM88 152H87V151ZM126 150V151H125ZM125 150H124V153L126 154V156H127V149L125 148ZM159 150V151H158ZM183 150V151H182ZM65 151V152H64ZM130 151H133V150H130ZM133 151V152H134ZM138 151H136L135 152V154L137 153V155H140V154H142V153H138ZM157 151V152H156ZM189 151V153H187ZM200 151V152H199ZM238 151H240V152H238ZM44 152V153H43ZM69 152H70V154H69ZM158 152H160V154H155V153H158ZM191 152V153H190ZM58 153V154H57ZM62 153H64V154H62ZM81 153V154H80ZM83 153H85V154H83ZM201 153V154H200ZM203 153V154H202ZM66 154V155H65ZM155 154V155H154ZM187 154H188V156H187ZM218 154V155H217ZM226 154V155H225ZM65 155V156H64ZM87 155V156H86ZM239 155V156H238ZM39 156V157H38ZM56 156H58V158H61V156L63 157V160H62V162H61V165H58V162H54V160L55 159H53L52 160V158H54V157H56ZM66 156H67V158H66ZM84 156H85V158H84ZM65 157V158H64ZM88 157H90V158H92V160L91 159H88ZM188 157V158H187ZM107 160H106V159ZM110 158V157H109ZM132 157H130V159H131ZM145 159V160H148V162H150V159ZM182 158H185V160L184 159H182ZM196 158V159H195ZM62 159V158H61ZM127 159V158H126ZM192 159H194V160H192ZM203 161H202V160ZM37 160V161H36ZM40 160V161H39ZM52 161V165L53 166H51V164H49L51 161ZM71 160V161H72ZM94 160V161H93ZM106 160V161H105ZM116 160H117V158H116ZM200 160V161H199ZM39 161V162H38ZM118 161V160H117ZM130 161V160H129ZM152 161V160H151ZM45 162V163H44ZM90 164H89V163ZM119 162H124V160L123 159H121ZM145 163V169L146 168H153L152 166H153V164H151V166L149 167L148 165H150L149 163ZM157 162V161H156ZM195 162V163H196ZM96 163V164H95ZM151 163V162H150ZM195 163H193V164H195ZM197 163V164H198ZM246 163H247V165H246ZM41 164V165H40ZM46 164V165H45ZM50 165V166H49ZM89 165V166H88ZM158 165V164H157ZM156 165V166H157ZM228 165V164H227ZM227 165H226V167H227ZM60 166H61V168H60ZM215 166V167H214ZM3 168V169H2ZM159 168H160V165H159ZM38 169V170H37ZM97 169V168H96ZM248 169V170H247ZM12 170H14V171H12ZM16 170L17 169H14L13 167L11 168V167H9V168H6L5 166H3V165H0V174L2 175L3 174V176L6 178V179H8L9 178V180H11V176L13 175V173L14 172H16ZM157 171H158V169H157ZM161 171V170H160ZM53 172V173H52ZM157 172L155 171V173H151V175L154 177L155 176V174H156ZM36 174V175H35ZM60 174V173H59ZM9 176V177H8ZM102 176L103 177H106V178H109V177H112V176H109V175H107L106 173H105V167H104V172L102 173ZM241 180H239V182L241 181ZM229 186V185H228ZM228 186H226L225 188H227ZM234 188H236V186H234ZM229 191H231V190H228L227 192H228V194H229ZM235 191V190H234ZM20 191H18V193H19ZM226 192V193H227ZM19 194H21V192L19 193ZM257 195V194H256ZM224 196H225V193H224ZM223 196V197H224ZM245 196L244 197H242V201H241V203H240V205H242L243 204V202H245L247 199L245 198ZM14 198H12V199H9V200H7V201H4V202H0V207L2 206V205H4V204H6V203H11V202H9V201H12ZM15 199H16V197H15ZM13 200V201H18L17 199L16 200ZM45 200H46V197H45ZM255 199H251V200H249L250 201V203H254L253 201H254ZM259 199L257 198L255 201H258ZM12 201V202H13ZM6 202V203H5ZM19 202V201H18ZM4 203V204H3ZM225 203V202H224ZM221 204V205H219V207H221V208H219L218 206H215V207H213V208H211V209H206V210H204V209H201V208H198L196 211H195V213H193L192 215H191V217H178V215H176V213L175 212H173V211H168L167 209H168V206H166L165 207V209H159V212H162V213H164L163 214V216L164 217H162L161 219H156L155 221H154V225L156 224V228H155V236L153 237V236H146V241H145V250H151L153 253L151 254V255H148L147 257H145L144 258V260L142 259V261L140 262V263H138V264H173L174 262H176V261H178V260H180L181 258H183L184 256L182 255V250H183V248H180L178 245H176V243L177 242H171L170 240L168 241V242H166L167 241V238L166 237H164L165 236V234L169 231V228H168V226L170 227V224H171V222L173 221V224L172 225H174L175 227H179L178 229H184L185 228V226H192L193 225V223H195V222H197V223H199V225H198V228L193 232V233H191L190 234V236L189 237H192V238H189V241H191V242H193L194 243V241H197V239H199L200 237H202V236H205L206 235V232L207 231H209V232H214V236H215V239L216 238H219V235H218V232H217V224H215L214 222H219V221H222V220H224V216H222L221 217V219L220 218H218L219 216H217V215H215V214H217V213H219V211L225 206V204ZM181 204V203H180ZM218 204H220V203H217L216 205H218ZM232 207V206H231ZM215 211V212H214ZM223 211V210H222ZM197 212V213H196ZM170 213V214H169ZM173 213V214H172ZM169 216H168V215ZM195 214V215H194ZM183 216V215H182ZM214 216V217H213ZM237 216V214H235L233 217H232V219H231V222H233L234 221V218ZM59 217H61V219H64L65 218V216L64 215H61L60 216V214H59ZM204 217L206 218V220L209 218V222H210V224L206 221V223H204ZM67 219H68V217H66ZM180 218V219H179ZM187 219V220H186ZM189 219V220H188ZM192 219V220H191ZM65 220V219H64ZM177 220H178V222H177ZM168 221V222H167ZM170 221V222H169ZM179 221H180V223H179ZM183 221H187L186 223H187V225H186V223L184 222V224H185V226H184V224H183ZM64 223V222H63ZM62 223V224H63ZM165 223V224H164ZM214 223V224H213ZM163 224V225H162ZM176 224H178L177 226H176ZM183 226H182V225ZM181 225V226H180ZM161 227V228H160ZM167 229V230H166ZM153 230V228H151V230H149V232H151ZM160 230V231H159ZM197 231V232H196ZM160 232H161V235H160ZM157 233V234H156ZM164 233V234H163ZM172 233V232H171ZM163 234V235H162ZM174 234L176 235V233L174 232ZM199 234V235H198ZM154 235V234H153ZM159 235V236H158ZM195 236V237H194ZM218 236V237H217ZM152 237V238H151ZM159 237H163V238H159ZM187 237V236H186ZM186 237H185V239H186ZM199 237V238H198ZM153 238H155V239H153ZM159 239V240H158ZM166 239V240H165ZM184 239V240H185ZM192 239V240H191ZM155 240V241H154ZM165 240V241H164ZM158 243H157V242ZM218 241V240H217ZM217 241H216V244H217ZM249 241H252V238H249ZM148 242V243H147ZM166 242V243H165ZM158 245V247L156 246V244ZM168 243V244H167ZM173 243V244H172ZM192 243V244H193ZM153 247H152V246ZM165 245H167V247H168V249H167V247L165 246ZM170 245H172V246H170ZM191 245V244H190ZM147 246V247H146ZM150 247V248H149ZM155 247H157V248H165L164 250H160L159 251V249H157V248H155ZM152 248V249H151ZM174 248V249H173ZM155 249V250H154ZM167 249V250H166ZM178 249H180L179 251H178ZM156 250H157V252H156ZM188 250V246H185V251H187ZM165 251V252H164ZM171 251V252H170ZM159 252H161V253H159ZM154 253H155V255H154ZM157 253H158V255H157ZM170 254H173V255H170ZM154 255V256H153ZM156 255H157V257H156ZM169 255V256H168ZM14 255H12V257H13ZM160 256V257H159ZM163 256H164V258H166V259H164L163 261H161V258H163ZM172 256V257H171ZM19 257H21V255L19 256ZM151 257V258H150ZM153 257V258H152ZM155 258H156V260H155ZM169 259H171V260H169ZM168 260V261H167ZM151 263H150V262ZM161 263H160V262ZM166 261V262H165ZM164 262V263H163ZM0 264H4L3 262H0ZM249 264H253L252 262H249ZM254 264H258V263H255L254 262Z\"/></svg>",
    "mask_w": 264,
    "mask_h": 264
},
{
    "label": "snow or ice",
    "instance_id": "obj_3",
    "mask_svg": "<svg viewBox=\"0 0 264 264\" xmlns=\"http://www.w3.org/2000/svg\"><path fill=\"white\" fill-rule=\"evenodd\" d=\"M18 237H19L18 243H19L21 250L23 252H27L29 250V245L27 243V240H28L27 234L24 232H20L18 233ZM101 255H102L101 253H97V259H100ZM113 256H114V253H113Z\"/></svg>",
    "mask_w": 264,
    "mask_h": 264
},
{
    "label": "water",
    "instance_id": "obj_4",
    "mask_svg": "<svg viewBox=\"0 0 264 264\" xmlns=\"http://www.w3.org/2000/svg\"><path fill=\"white\" fill-rule=\"evenodd\" d=\"M109 168H110V166H109ZM13 206V203L11 202V203H6L5 205H3L2 207L4 208V209H8V208H10V207H12ZM107 264H110V263H107Z\"/></svg>",
    "mask_w": 264,
    "mask_h": 264
}]
</instances>
